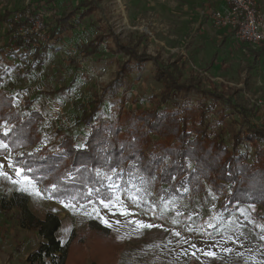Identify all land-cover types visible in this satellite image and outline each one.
I'll use <instances>...</instances> for the list:
<instances>
[{"label":"rangeland","instance_id":"obj_1","mask_svg":"<svg viewBox=\"0 0 264 264\" xmlns=\"http://www.w3.org/2000/svg\"><path fill=\"white\" fill-rule=\"evenodd\" d=\"M45 1L0 0V47H15L14 59L0 55V65L7 68L0 77V91L9 95L10 111L37 113L41 139L35 147L29 143L13 150L0 137V200L12 191H22L36 217L42 218L47 212L57 214L61 225L56 237L65 242L74 233L66 264H264V222L251 217L255 208L262 211L258 204L240 205L231 208V214L220 216L221 196L215 191H209L210 198L203 199L182 189L173 199L156 194L159 204L142 207L132 200L129 187L111 174L107 176L109 197L76 202L65 195L56 196L51 180H34L15 161L16 156L36 147L54 148L66 137L81 146L89 127L76 125L75 117L83 105L96 100L110 85L120 60H124L123 56L118 60L115 54L118 50L114 37L154 61L132 83L125 98L106 101L101 115L106 123L118 118L124 125L122 122L128 121L133 110L150 106L148 100L163 88L153 76V66L162 64L204 80L208 86L229 87L227 93L243 109L251 108V122L264 126V50L253 57L262 42L256 45L234 36L222 41L227 28L216 26L211 16L212 11L222 10L220 5L225 7L222 0H99L97 11L83 19L80 26L47 43L40 62H33L30 56L25 63L18 54L23 51L18 52V43L26 45L25 33L38 32L41 42L48 40L43 28L32 25L35 17L42 23L41 17H52L47 15ZM67 1H56L58 11L66 7ZM258 2L264 8V0ZM38 6L42 7L41 14L31 15ZM4 13L11 23L1 18ZM26 17L28 31L20 32L23 25L11 29L15 20ZM97 19L102 20L98 28L92 24ZM96 39L103 41L96 52L81 55L94 45L89 43L90 47L84 46V52L76 55L75 45ZM71 56L77 57L74 63ZM185 99L196 101V94L191 92ZM12 125L4 119L0 132H7ZM151 140L149 147L161 138L154 136ZM148 157L151 159V154ZM167 161L165 158L163 163ZM17 213L16 209L0 208V264H27L28 254L41 240L36 230L19 225ZM89 221L108 228L109 236L89 229Z\"/></svg>","mask_w":264,"mask_h":264},{"label":"trees","instance_id":"obj_2","mask_svg":"<svg viewBox=\"0 0 264 264\" xmlns=\"http://www.w3.org/2000/svg\"><path fill=\"white\" fill-rule=\"evenodd\" d=\"M56 1L43 3L47 6H44L48 9L47 15L52 16L46 20L41 17L48 42H41L38 33H25L26 45L18 43V52L23 51L17 53L25 63L30 56L33 62H40L47 43H53L80 26L83 19L97 11L99 3V0H79L71 4L68 0L66 7L58 11ZM41 8L38 6L31 15L41 14ZM7 16L4 13L1 18L11 23ZM101 22L97 19L92 24L98 28ZM11 25L15 30L21 25L28 26L29 18L15 20ZM101 42L91 40L73 48L79 55L84 52V46L90 47L89 43H94L90 51L81 54L88 55L96 52ZM113 44L117 46L118 60L121 56L124 60H120L110 85L96 100L83 105L80 115L75 117L76 125L89 127L81 146L66 137L54 148L36 147L16 156L15 161H19L34 180H51L56 196L65 195L76 202L109 197L107 176L111 174L110 177L129 187L132 200L142 207H149L152 202L159 204L156 194L163 199H173L182 189H189L191 193L209 199V191H215L221 196L220 216L231 214L230 209L240 205L258 204L262 211L255 208L251 217L261 218L264 222V126L251 122L250 117L254 116L251 108L243 109L232 94L227 93L229 87L208 86L204 80L182 72V67V71L170 70L156 64L153 76L163 88L148 100L150 106L133 110L128 121L122 122L124 125H120L118 118L106 123L107 120L101 117L106 101L120 102L125 98L132 83L154 61L144 53L128 49L129 45L115 37ZM14 48V44H10L9 49L0 47V55L14 59ZM106 48L111 50L108 45ZM263 50L264 42L253 57L257 58ZM76 58L71 56V62L74 63ZM2 64L0 77L7 71ZM191 92L196 94V101L185 99ZM152 103L157 104L152 106ZM11 104L9 95L0 91V115L3 117H0V123L5 119L13 124L7 132H0L1 139L13 150L29 143L35 147L41 140L37 113L24 115L10 111ZM122 127L126 128L123 130ZM154 136L161 141L149 147ZM165 158L168 161L163 163ZM0 208L3 211L16 209L19 225L36 230L41 239L28 254L27 264H66L74 233L65 242L56 237L61 225L57 214L47 212L42 218L36 217L22 191L4 195ZM88 227L104 237L109 236L108 228L95 221H89Z\"/></svg>","mask_w":264,"mask_h":264},{"label":"built area","instance_id":"obj_3","mask_svg":"<svg viewBox=\"0 0 264 264\" xmlns=\"http://www.w3.org/2000/svg\"><path fill=\"white\" fill-rule=\"evenodd\" d=\"M222 1L225 8L211 12L216 26L227 28V32L231 31L232 35L240 41L256 45L264 41V8L260 6L258 0ZM35 18L32 19V25H35L36 29L43 28L41 20L38 17ZM29 26H22L20 32L24 33L25 29L28 31Z\"/></svg>","mask_w":264,"mask_h":264},{"label":"snow or ice","instance_id":"obj_4","mask_svg":"<svg viewBox=\"0 0 264 264\" xmlns=\"http://www.w3.org/2000/svg\"><path fill=\"white\" fill-rule=\"evenodd\" d=\"M6 147V146H5ZM3 174V173H0ZM6 175V174H5ZM17 175H20V170H17ZM26 179V178H25ZM55 187V186H53ZM123 214H127L126 211L123 212ZM137 224H139V222H137ZM141 227H152V225H140ZM178 235V233H177ZM208 255H214V253H208Z\"/></svg>","mask_w":264,"mask_h":264},{"label":"crops","instance_id":"obj_5","mask_svg":"<svg viewBox=\"0 0 264 264\" xmlns=\"http://www.w3.org/2000/svg\"><path fill=\"white\" fill-rule=\"evenodd\" d=\"M220 8L223 9V8H225V7H224V5H220ZM226 33H228L227 30L225 31V34L222 35V41H226V39H230V38L233 37L232 34H231V35L228 34V36H225V35H227ZM223 36H224V38H223Z\"/></svg>","mask_w":264,"mask_h":264}]
</instances>
